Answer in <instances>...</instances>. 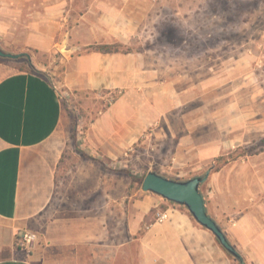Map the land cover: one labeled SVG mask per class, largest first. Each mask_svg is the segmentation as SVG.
Wrapping results in <instances>:
<instances>
[{
	"label": "crops",
	"instance_id": "0c3cea01",
	"mask_svg": "<svg viewBox=\"0 0 264 264\" xmlns=\"http://www.w3.org/2000/svg\"><path fill=\"white\" fill-rule=\"evenodd\" d=\"M70 1L0 0V46L40 53L65 47L57 78L45 75L34 55L31 70L0 62V264H238L184 206L155 193L141 189L120 201L110 194L107 203L125 202L126 209L121 227L116 220L109 229L96 172L94 189L74 176L62 186L63 92L83 103L91 94L118 92L83 130L80 146L99 162L145 136L157 152L150 170L198 174L228 142L198 130L214 110L193 106L199 95L213 94L211 73L199 78L139 51L90 50L130 43L138 28L134 0H82L76 16ZM202 110L211 113L199 120ZM240 160L210 170L199 191L244 263L264 264V152ZM155 211L166 217L156 220ZM24 229L36 240L16 248Z\"/></svg>",
	"mask_w": 264,
	"mask_h": 264
},
{
	"label": "rangeland",
	"instance_id": "374dc122",
	"mask_svg": "<svg viewBox=\"0 0 264 264\" xmlns=\"http://www.w3.org/2000/svg\"><path fill=\"white\" fill-rule=\"evenodd\" d=\"M68 5L73 16L83 10L82 0H72ZM134 6L138 28L130 43L120 44L118 50L150 54L156 58V64L161 57L166 64L174 66L177 63L184 70H193L199 78L210 73L215 76L213 94L199 95L193 106L214 105L208 123L198 130L216 141L220 138L228 141L223 143L222 155L208 163V169L206 167L198 174L170 173L165 177L186 180L208 175L211 164L218 167L264 152V0H134ZM64 51L63 46L61 51L40 53L30 49L27 52L44 63L45 75L50 73L57 78L61 70V52ZM0 62L31 68L26 58L0 57ZM100 94L89 95L88 103H83L62 93L65 146L58 175L64 178L62 186L74 176V182L80 177L85 187L92 183L93 189L95 184L91 177L94 172L102 178L104 206L101 211L110 229L116 220L120 227L123 224L121 215L126 203H107L109 195L120 201L141 190L136 180L150 170L153 160V164L157 162V152L151 149L155 143L153 137L144 142L143 136L116 159L103 158L99 162L86 153L80 146L86 124L105 109L118 92L102 91ZM207 113L211 112L199 111V120L202 115L206 119ZM171 161L166 159V163ZM99 191L95 193L97 198ZM92 197L93 194L90 199Z\"/></svg>",
	"mask_w": 264,
	"mask_h": 264
},
{
	"label": "water",
	"instance_id": "95a60500",
	"mask_svg": "<svg viewBox=\"0 0 264 264\" xmlns=\"http://www.w3.org/2000/svg\"><path fill=\"white\" fill-rule=\"evenodd\" d=\"M0 57L10 59L26 58L30 66L35 69L31 61V56L26 51L13 52L0 46ZM206 177L207 173L203 176L197 175L186 180H177L158 174L154 170H149L142 179L141 189L143 191H150L170 202L184 206L199 224L209 229L215 235L219 243L228 253L234 256L240 264H245L236 249L228 242L220 227L206 213L204 199L199 191V184Z\"/></svg>",
	"mask_w": 264,
	"mask_h": 264
},
{
	"label": "built area",
	"instance_id": "2783aa9c",
	"mask_svg": "<svg viewBox=\"0 0 264 264\" xmlns=\"http://www.w3.org/2000/svg\"><path fill=\"white\" fill-rule=\"evenodd\" d=\"M155 218L158 221L163 220L166 217V214L162 211H155ZM36 240V234L33 231L24 229L18 231L15 237V246L16 248L27 249L30 245Z\"/></svg>",
	"mask_w": 264,
	"mask_h": 264
},
{
	"label": "trees",
	"instance_id": "16d2710c",
	"mask_svg": "<svg viewBox=\"0 0 264 264\" xmlns=\"http://www.w3.org/2000/svg\"><path fill=\"white\" fill-rule=\"evenodd\" d=\"M120 44H113V45H107V44H97V45H92L90 46V50H95V51H100V52H111V51H118V46ZM29 70H31V68H28ZM220 166L215 167L212 164L209 166V170H216L218 169ZM143 177H140L138 180H136V182L138 183V188H141V182H142ZM231 255V254H230ZM232 256V255H231ZM238 261V260H237ZM238 264L239 261H238Z\"/></svg>",
	"mask_w": 264,
	"mask_h": 264
}]
</instances>
